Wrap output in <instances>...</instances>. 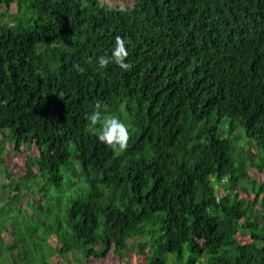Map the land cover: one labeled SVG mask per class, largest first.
<instances>
[{
    "label": "trees",
    "instance_id": "1",
    "mask_svg": "<svg viewBox=\"0 0 264 264\" xmlns=\"http://www.w3.org/2000/svg\"><path fill=\"white\" fill-rule=\"evenodd\" d=\"M116 36L130 71L97 63ZM97 101L128 125L124 151L91 130ZM0 135L38 151L10 185L11 204L30 198L26 233L0 213V264H130L132 249L144 264H264L247 172L264 177V0H0Z\"/></svg>",
    "mask_w": 264,
    "mask_h": 264
},
{
    "label": "rangeland",
    "instance_id": "2",
    "mask_svg": "<svg viewBox=\"0 0 264 264\" xmlns=\"http://www.w3.org/2000/svg\"><path fill=\"white\" fill-rule=\"evenodd\" d=\"M101 3H103L104 5L107 6H115L117 8L120 9H124L125 7H131L134 4V0H100ZM5 135L8 134V131H4ZM4 137L2 135H0V183L2 184L5 180V175L9 173H12V175H17L18 177L21 176V174L25 171L24 169V160L26 158L27 155H31V156H37L38 155V151L36 149H30V148H26L23 147L22 151H13V143L10 140H4ZM252 152H250L248 155H251ZM16 155V156H15ZM247 172H248V176L255 181L256 184H261L263 187V193L260 194L258 200L255 203V209H259L260 208V199L263 198L264 196V177L262 173L256 172L252 167H247ZM11 180H14V177L11 178ZM19 183V182H18ZM0 184V185H1ZM21 186V183L19 184ZM11 189V188H10ZM239 198L244 199V200H251L253 195L252 194H248V192H243L241 190H236ZM9 190L7 188L3 189V191H1L0 193V205L1 208L3 209V211H1L0 213H5L6 216L9 215V217L11 218H15V215H17V221L19 222L18 229L16 230V235L15 237H21V235H24L23 233H26V228L23 227L21 225V221L20 219H23L25 221H27L26 217H23L25 212L24 210H22L21 212V208H25L26 209V203L28 200H30V198H25L22 197L18 194V202L15 203V205H13L14 203H10L7 202V195H13L15 192L13 189L10 190L9 194H8ZM51 195L52 197H55V202L54 203H60L62 206H64L67 203V199L68 196L70 195V191L67 189V187H62L59 191H55L54 189H51ZM226 193V191L223 188H218V195L219 196H224ZM17 193H15L16 195ZM48 195V193H47ZM46 195V196H47ZM48 197V196H47ZM38 199V197H36ZM35 199V198H34ZM4 201V202H3ZM3 202V205H2ZM18 204V205H17ZM15 206L16 209L15 211L12 209ZM20 206V207H18ZM51 209V211L54 213V210L51 208V205L49 207ZM19 212H16V211ZM50 211V213H51ZM15 212V214H14ZM264 215V214H263ZM11 219H7V217L4 218V221L2 222L4 225H10L9 222L13 220ZM24 224H28V223H24ZM34 225V224H32ZM35 226V225H34ZM30 228V226H29ZM40 231L43 230L44 228L42 226H39L38 228ZM6 239L9 240V236L5 235ZM237 239L240 243H248L249 242V238L248 236H237ZM138 239H133L130 240V244L135 245V242H137ZM49 243L52 246H56L57 241L55 239V237H51ZM127 262L130 264H144L145 263V258L143 255H140L136 252L135 249H132L130 256L128 258H126ZM53 261L54 263H61L63 264V260L60 259L59 256H54L53 257ZM67 261H70V264H75V262L73 261L71 255H67ZM83 264H125V259H120L116 254L113 253V251H110L108 253V255L103 258V259H88L86 260Z\"/></svg>",
    "mask_w": 264,
    "mask_h": 264
},
{
    "label": "clouds",
    "instance_id": "3",
    "mask_svg": "<svg viewBox=\"0 0 264 264\" xmlns=\"http://www.w3.org/2000/svg\"><path fill=\"white\" fill-rule=\"evenodd\" d=\"M128 55L125 40L116 36L110 54L99 56L97 63L101 69H106L109 64L114 63L122 70L130 71L132 65L126 62ZM102 107L106 113L107 107L97 101L95 110L86 119L90 121L91 130L98 133L97 139L100 143L107 145L115 152H122L127 148L130 140L129 127L115 115L102 114Z\"/></svg>",
    "mask_w": 264,
    "mask_h": 264
},
{
    "label": "crops",
    "instance_id": "4",
    "mask_svg": "<svg viewBox=\"0 0 264 264\" xmlns=\"http://www.w3.org/2000/svg\"><path fill=\"white\" fill-rule=\"evenodd\" d=\"M16 156V155H15ZM5 180H4V182L0 185V192L1 191H3V189H5V188H7V189H9L10 188V185L12 184V180H11V178L12 177H14V179H17V178H19L17 175H12V173H9L8 174V172H7V174L5 175ZM10 192V191H9ZM9 192H8V194H9ZM1 194V193H0ZM6 198H8V200L10 201V202H12V200H13V198H15V193L13 194V195H7L6 196ZM9 201H7V202H9ZM4 202V201H3ZM3 202H2V205H3ZM1 206V205H0Z\"/></svg>",
    "mask_w": 264,
    "mask_h": 264
}]
</instances>
